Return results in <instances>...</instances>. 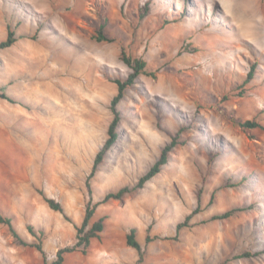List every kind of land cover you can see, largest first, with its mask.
<instances>
[{
  "label": "rangeland",
  "instance_id": "374dc122",
  "mask_svg": "<svg viewBox=\"0 0 264 264\" xmlns=\"http://www.w3.org/2000/svg\"><path fill=\"white\" fill-rule=\"evenodd\" d=\"M104 23L112 42L94 39ZM8 26L18 41L0 50V91L13 100L0 98V215L26 242H43L47 264L77 241L113 118L112 81L132 71L122 47L155 76L140 75L118 105L93 203L135 185L176 134L184 144L144 188L99 204L100 238L64 264H136L131 228L142 264H264V0H0V42ZM0 264L45 263L0 223Z\"/></svg>",
  "mask_w": 264,
  "mask_h": 264
},
{
  "label": "trees",
  "instance_id": "16d2710c",
  "mask_svg": "<svg viewBox=\"0 0 264 264\" xmlns=\"http://www.w3.org/2000/svg\"><path fill=\"white\" fill-rule=\"evenodd\" d=\"M146 12H147V9H146ZM144 17H145V13L142 14V18ZM105 27H106L105 23L102 24L98 30L97 35L94 37V39L97 42H112L111 39L107 38L104 35L103 31ZM17 41H18V37H16V33L11 30L10 26H8L7 37L5 40L0 42V50L12 47ZM120 60L126 66H128L132 71L125 78H116L112 81L117 86V93L110 102V111L113 114V118L108 127V137L105 143L103 144L102 148L97 152L93 160L90 174L88 175V178L86 180V187H87L90 199L86 204L85 215H84V219H83L81 226H77L74 224V228L76 230V240L77 241L74 246H67V247L58 249V251L56 252V260L52 264H64L65 257L69 254L81 253L82 255H87L91 247L92 240L100 238V234L104 231V228H105L104 218H100L92 222L97 206L99 204L107 203L110 200H122L126 194H129L136 189L144 188V186L150 180L156 177L162 171L163 167L168 164L170 153L173 151V149L177 145L184 144V142L178 141V138L180 137V133L176 134L172 138L171 142L169 144H166L162 148L159 158L149 168V170L139 178L138 182L135 185H133L132 187L124 186L116 192L107 193L101 202L93 203L90 180L95 176L98 170V167L104 161L106 153L114 146L119 136L118 127L121 121V115L118 109V105L125 97L127 90L136 84L137 78L140 75L143 74L147 76H153V77L155 76L154 73L147 72L146 70L147 64L144 60L140 58L130 57L126 53L123 47L121 48ZM253 72H254L253 70L250 71L248 78H247L248 81L252 79ZM0 98L7 100L9 102H13L12 98L9 97L4 92V89H1L0 91ZM238 125L242 127L243 129H254V128L260 127V125L254 121L240 122L238 123ZM40 195L43 197L44 201L48 204L51 210L55 212H59L60 214L63 215V217L68 222H71L70 218L67 216L65 209L61 203H59L53 198L48 197L42 191L40 192ZM235 212H236V209H231L221 214L214 215L211 218V220L212 221L226 220L232 217ZM189 219L190 217H188L187 220ZM0 223L8 227L10 234L21 245L30 246L32 248H35L41 254L43 258V262L47 264V260H48L47 253L44 249V245L41 240L38 241V243H28L25 240H23L20 234L17 232V230L13 226L11 218L0 215ZM186 226H187V221L177 224V227H176L177 232H179L183 227H186ZM27 230L35 238H41V236L43 235V231L40 230L39 231L40 236H38L37 232L35 231L32 225H28ZM150 230H151V226L147 230L146 243H150L152 241V238L150 236ZM126 244L128 247L133 248L137 252L138 260L136 264H142L144 262V252H143L142 245L137 239V229L136 228H131L129 233L126 235Z\"/></svg>",
  "mask_w": 264,
  "mask_h": 264
},
{
  "label": "bare ground",
  "instance_id": "6f19581e",
  "mask_svg": "<svg viewBox=\"0 0 264 264\" xmlns=\"http://www.w3.org/2000/svg\"><path fill=\"white\" fill-rule=\"evenodd\" d=\"M246 9V8H245ZM250 12V11H249ZM50 69V68H49ZM35 95V94H34ZM37 95V94H36Z\"/></svg>",
  "mask_w": 264,
  "mask_h": 264
}]
</instances>
